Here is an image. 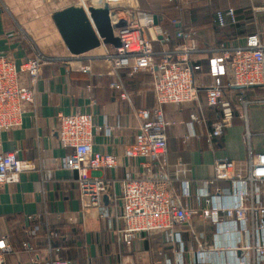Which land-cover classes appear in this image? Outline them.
Returning <instances> with one entry per match:
<instances>
[{
  "label": "built area",
  "instance_id": "obj_1",
  "mask_svg": "<svg viewBox=\"0 0 264 264\" xmlns=\"http://www.w3.org/2000/svg\"><path fill=\"white\" fill-rule=\"evenodd\" d=\"M105 1L112 34L120 46H110L109 52L87 60L82 55H69L59 62L91 76L94 75L91 65L96 62L109 64L112 77L118 71H124L129 78L148 75L154 106L135 111L139 126L123 156L127 162H134L138 171L133 173L126 168L121 180L95 174L114 172L119 166L115 155L93 147L96 133L109 137L115 127L95 123L93 113L88 111L57 114V140L62 148L71 150L65 166L76 174L81 203L89 207L115 204L122 221L117 235L127 247L138 237L147 240L154 234L162 235L163 246L171 256H164L162 251L156 253L162 257V264H264V152L252 154L250 136H245L248 149L245 161L233 163L229 173L222 172L216 161L213 179H197L192 164L168 158L166 131L174 123L165 118L163 111L165 106L197 104L200 89L204 90L206 106L218 108L224 105L227 89L264 88V43L258 34H249L210 50L206 60L210 84L203 87L196 78L202 70L196 56L198 50L187 44L195 35L194 30H176L174 37L186 43L169 48V32L155 26L151 14L126 6L124 0ZM89 6L92 5H85ZM237 24L232 8L213 14L215 28ZM56 62L57 59L34 50L29 59L16 65L0 52V134L20 128L23 117L36 111L35 88L41 69ZM108 87L120 100H127L119 81L113 80ZM87 90L91 92V86ZM237 102L240 108L249 104L243 93ZM191 121L198 119L191 117ZM188 128L190 132L184 140L194 136L191 123ZM221 135V124H212L206 136L210 149ZM18 154V150L0 152V187L18 183L19 174L26 170ZM221 182L228 187L222 188ZM108 216V209L102 207L101 217ZM31 220L32 217H27L26 221ZM201 227L212 229L211 242L205 233L198 232ZM185 235L192 245L185 242ZM22 245L28 247L27 243ZM49 249L53 258L46 264H70L59 258L60 248ZM9 252L6 239L0 236V264H7ZM155 264H161L158 258Z\"/></svg>",
  "mask_w": 264,
  "mask_h": 264
},
{
  "label": "crops",
  "instance_id": "obj_2",
  "mask_svg": "<svg viewBox=\"0 0 264 264\" xmlns=\"http://www.w3.org/2000/svg\"><path fill=\"white\" fill-rule=\"evenodd\" d=\"M59 1L0 0V52L16 65L29 59L34 50L58 60L41 69L35 88L36 111L23 117L20 128L0 134V152L18 150L19 160L26 164V170L19 174L18 183L0 187V236L10 247L6 262L46 264L53 258L49 248L58 247L59 258L70 264H155L157 258L162 264V257H157L156 253L162 251L164 256L171 257L163 246L162 235L154 234L147 240L138 237L132 246L127 247L117 235L122 221L121 211L115 204L89 207L81 203L76 174L65 166V158L71 150L60 146L56 134L59 112H91L95 123L115 127L109 137L101 132L93 136L94 149L115 155L119 163L114 172L95 174L121 180L126 168L137 172V165L127 162L123 152L133 141L139 126L135 111L154 106L150 77L139 75L129 78L124 71H118L112 77L109 64L104 62L91 65L94 72L91 76L81 73L73 65L59 62L69 57L51 21V14L61 9ZM177 1L185 15L170 24L168 47L186 43L174 37L176 30L195 31L187 44L198 50L196 56L202 70L196 78L203 87L210 84L206 60L210 50L218 44L249 34H258L264 43V0ZM78 3L93 6L94 0ZM124 3L138 8L131 4V0H124ZM228 8L242 16L240 28L230 25L215 28L214 12ZM157 19L161 28L162 22ZM154 47L157 48L156 44ZM110 50V46H101L82 57L87 60ZM138 78H142L141 82ZM113 80L123 85L127 100H120L118 94L109 89L108 85ZM90 86L91 92L87 90ZM241 93L249 101L245 108H240L237 102ZM198 94L197 104L163 108L165 118L174 123L166 131V150L170 160L180 158L192 164L197 179H213L216 161L220 163L222 172L229 173L233 163L246 160L245 136H250L252 154L264 152V88L227 89L224 105L218 108L206 106L203 89ZM191 117L198 121L192 122ZM216 122L221 124L222 135L210 149L206 136L210 126ZM190 123L194 136L184 140L190 132ZM219 185L224 189L228 187L225 182ZM104 206L109 211L106 218L101 217ZM27 217H32V220L27 222ZM201 231L211 242L212 229L201 227L198 232ZM184 239L192 245L187 235ZM23 243L28 247L23 248Z\"/></svg>",
  "mask_w": 264,
  "mask_h": 264
},
{
  "label": "water",
  "instance_id": "obj_3",
  "mask_svg": "<svg viewBox=\"0 0 264 264\" xmlns=\"http://www.w3.org/2000/svg\"><path fill=\"white\" fill-rule=\"evenodd\" d=\"M152 20L155 26L158 25L156 15H152ZM51 21L69 55H83L101 46H120L112 34L105 0L89 7L71 0L51 14Z\"/></svg>",
  "mask_w": 264,
  "mask_h": 264
},
{
  "label": "rangeland",
  "instance_id": "obj_4",
  "mask_svg": "<svg viewBox=\"0 0 264 264\" xmlns=\"http://www.w3.org/2000/svg\"><path fill=\"white\" fill-rule=\"evenodd\" d=\"M71 0H60L59 8L64 7ZM75 2H85L87 0H72ZM132 5H137L138 9L141 12L149 13L151 15H156L162 22L161 28L167 30L169 32L170 24L178 19H181L185 13L180 10L179 1H170V0H131ZM138 80H142V78H138ZM188 106V105H187ZM180 108L183 106H173ZM186 107V106H184Z\"/></svg>",
  "mask_w": 264,
  "mask_h": 264
},
{
  "label": "trees",
  "instance_id": "obj_5",
  "mask_svg": "<svg viewBox=\"0 0 264 264\" xmlns=\"http://www.w3.org/2000/svg\"><path fill=\"white\" fill-rule=\"evenodd\" d=\"M236 17H237V20H238V24L236 25V26H234L233 28H240V26H241V23H242V19H241V17L242 16H237V14H236ZM235 33H236V31H235ZM219 45V44H218Z\"/></svg>",
  "mask_w": 264,
  "mask_h": 264
}]
</instances>
